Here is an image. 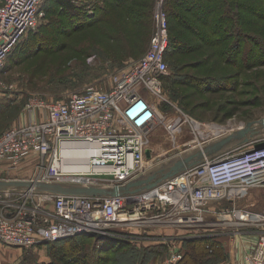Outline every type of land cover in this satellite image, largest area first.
<instances>
[{
  "label": "built area",
  "instance_id": "obj_1",
  "mask_svg": "<svg viewBox=\"0 0 264 264\" xmlns=\"http://www.w3.org/2000/svg\"><path fill=\"white\" fill-rule=\"evenodd\" d=\"M46 1L0 0V68L22 38L40 25ZM73 1L84 2L85 7L98 0ZM164 2L158 0L155 33L148 50L113 76L110 89L90 86L56 102L30 98L24 106L23 122L0 135V182L31 184L0 188V244L30 249L79 236H114L115 226L167 223L193 232L187 239H208L216 234L197 232L213 225L220 234L231 237L235 251L243 247L242 262L229 264H264V210L236 204L212 210L203 205L234 203L244 198L246 191L264 188V136L249 134L247 141H233L141 191L132 188L117 196L62 194L38 187L49 184L113 191L163 170L156 168L159 160L150 144L153 132L167 117L161 104L170 103L164 95L170 44ZM86 10L93 14L90 6ZM213 125L223 124L202 130L208 135ZM226 127L197 146L203 149L245 126ZM169 129L175 137L181 126ZM209 214L216 222L209 221ZM207 249L212 253L214 245ZM184 255L174 243L165 264H179Z\"/></svg>",
  "mask_w": 264,
  "mask_h": 264
},
{
  "label": "rangeland",
  "instance_id": "obj_2",
  "mask_svg": "<svg viewBox=\"0 0 264 264\" xmlns=\"http://www.w3.org/2000/svg\"><path fill=\"white\" fill-rule=\"evenodd\" d=\"M108 1L103 5L98 0L85 8L84 2L63 0L74 11L61 10L55 0L43 4L45 14L40 25L22 38L0 68V135L23 122L24 106L30 98L56 102L90 86L108 90L113 76L148 50L155 33V18L153 22L149 17L130 20L125 15L127 7L141 0L114 4ZM47 3L51 12L46 10ZM166 3L172 11L171 35L180 46L173 47L168 60L164 95L171 104H161L167 117L151 137L150 148L159 160L156 167L159 169H166L181 157L200 150L197 145L204 138L197 134L192 120L200 123L201 129L211 124L246 127L254 122L256 136H264V0H165L164 10ZM251 5L262 10L255 15ZM88 6L93 10L91 16L86 10ZM100 6L108 9L99 14H104L101 18L95 17L91 22L81 19V16L93 17ZM208 9L213 10L210 22L201 14ZM225 31L229 35L226 40ZM231 46L233 52L229 50ZM170 126H181L175 137ZM235 204L263 211L264 188L250 189L234 203H203L212 210ZM208 219L217 220L212 214ZM187 230L171 223L115 226L114 236L94 237L106 244L124 240L132 246L125 245L117 252L107 248L99 256L91 255L88 259L92 264H165L174 243L186 254L185 242L189 239L185 237L194 234ZM219 231L210 225L197 232L216 234L208 239L225 244L220 249L213 243L212 253L204 246L203 256L196 264H229L234 256L242 257L243 247L234 251L231 237ZM89 241L85 243L91 254L95 248L92 240ZM52 245L23 249L0 244V264H51L55 251L59 252ZM154 248L162 251L156 254Z\"/></svg>",
  "mask_w": 264,
  "mask_h": 264
},
{
  "label": "trees",
  "instance_id": "obj_3",
  "mask_svg": "<svg viewBox=\"0 0 264 264\" xmlns=\"http://www.w3.org/2000/svg\"><path fill=\"white\" fill-rule=\"evenodd\" d=\"M55 1H57L58 5L61 7V10H64V8L68 11L74 9V7L72 5H69L68 3H64L63 0H55ZM126 1H128V0H111V2L113 4L114 3H122V2L126 3ZM172 1L176 2L177 0H172ZM107 3H109L108 0H103V5H106ZM150 3H151L150 0H141L138 2L135 1V6H129L125 9L126 17L130 20H133L135 18L141 19L144 17H149V19H151L153 22L154 8H153V5ZM247 6H248V4H247ZM250 8H251V12L255 15L259 11L262 10L259 7H256V5H251ZM98 9L100 11H97L93 17L89 18V17L81 16V19L84 18V21L91 22L95 19V17L99 18L100 16L102 17L104 15V14L103 15H99V14H102L103 12L108 11V9L104 8L103 6H100ZM46 10H49V12H51V10H52L51 5L47 4ZM212 11L213 10L208 9L205 13H203V12L201 13L203 15V18L206 19V21L210 22L209 17H210V14ZM165 12H166V14L168 16V20H169V37H170L169 49H168L167 54H166V61L168 63V60L171 57L170 55H171V53H173L172 52L173 49L175 47L180 46V43H179V41L176 40V38H173L171 35V23H170L171 15L170 14L172 13V11H169V9H167V3H166V7H165ZM174 14L176 15V12ZM226 29H227V26H226ZM152 33H153V31H152ZM227 34H228V31L227 32L225 31V33H224L225 40H226L227 36H229ZM241 34H242V31L240 32V35ZM229 50H231L233 52L232 46L229 48ZM166 78L167 77H165V79H164V83L166 81ZM89 240H92V243H94L92 245L95 248V250L91 254L89 252L90 250L88 249L89 245H87V243H85V242H90ZM101 240L102 239H99L98 237H94V236H79L76 238H72V239L63 240V241L53 243L52 246H55L57 251H59V252L55 251L54 262H52L51 264H92L88 259L91 255H94V257L99 256V254H100L99 252H105L107 248L111 249L112 252H117L120 250V248H124L125 245L128 247L132 246V244H129L128 242H126L124 240L111 241V242H107V244L101 242ZM201 240L204 241V243L199 242ZM99 242H101V243H99ZM185 243H186L187 252L184 256H186V257H184L183 260L179 264H196L195 261L200 259V257L203 256L204 246H206V245L208 246V244L213 245V243H216L219 245L220 249H223L222 248L223 245L220 244L219 242H216L214 239L213 240H210L207 238L189 239ZM156 249L157 248L152 249V251L156 254L162 251V250L157 251ZM104 257H106V256H104Z\"/></svg>",
  "mask_w": 264,
  "mask_h": 264
},
{
  "label": "water",
  "instance_id": "obj_4",
  "mask_svg": "<svg viewBox=\"0 0 264 264\" xmlns=\"http://www.w3.org/2000/svg\"><path fill=\"white\" fill-rule=\"evenodd\" d=\"M264 123V121H263ZM253 123H248L246 127L232 135H229L228 137L221 139L215 143L208 144L205 148L200 149L199 151L193 153L191 156L177 161L174 165H172L168 171H165V169L160 170L153 175L149 176L147 179L139 180L133 183L128 184L127 186L123 188H116L113 191H106L102 189H95V188H80V187H64L62 185H49V184H39L38 187L42 191H50L54 193H62V194H110V195H120L122 192H131L132 188H135L136 191H141L143 189H148L154 187L157 183H159L162 180L168 179L176 174H178L181 170H183L185 167H191L195 164H197L205 155H214L221 150H223L227 145L232 143L236 140H243L247 141L249 139V134L251 136L257 135V133H252L253 131ZM257 129V127H254V130ZM147 157L150 158L151 154L149 151H147ZM29 183H21V182H15V183H7V182H0V188L9 187V186H30Z\"/></svg>",
  "mask_w": 264,
  "mask_h": 264
},
{
  "label": "bare ground",
  "instance_id": "obj_5",
  "mask_svg": "<svg viewBox=\"0 0 264 264\" xmlns=\"http://www.w3.org/2000/svg\"><path fill=\"white\" fill-rule=\"evenodd\" d=\"M194 127L195 129L197 130V133L202 137V138H206L207 136H211L215 133H218V132H224L225 130H227L228 127H226V125H213L211 128L212 129H209L210 132L208 133V135L206 134L207 132H205L204 130L201 129V125L200 124H197L195 123L194 124Z\"/></svg>",
  "mask_w": 264,
  "mask_h": 264
},
{
  "label": "crops",
  "instance_id": "obj_6",
  "mask_svg": "<svg viewBox=\"0 0 264 264\" xmlns=\"http://www.w3.org/2000/svg\"><path fill=\"white\" fill-rule=\"evenodd\" d=\"M49 1V0H48ZM103 1V0H102ZM151 1V3L150 4H152L153 5V8H154V12H153V15H154V18H155V15H156V11H157V4H158V0H150ZM48 4V3H47ZM54 4H55V2H54ZM233 249H235L234 247H233ZM239 249H241V247H239ZM235 251V250H234ZM234 260H231V261H235V260H237L238 262H242V257L241 256H234Z\"/></svg>",
  "mask_w": 264,
  "mask_h": 264
},
{
  "label": "flooded vegetation",
  "instance_id": "obj_7",
  "mask_svg": "<svg viewBox=\"0 0 264 264\" xmlns=\"http://www.w3.org/2000/svg\"><path fill=\"white\" fill-rule=\"evenodd\" d=\"M254 127H257V125H256V124H254L252 133H257V132H258V130H256V129L254 130Z\"/></svg>",
  "mask_w": 264,
  "mask_h": 264
}]
</instances>
